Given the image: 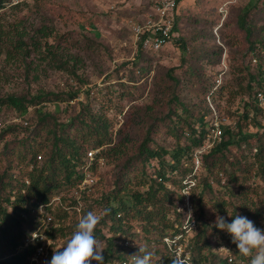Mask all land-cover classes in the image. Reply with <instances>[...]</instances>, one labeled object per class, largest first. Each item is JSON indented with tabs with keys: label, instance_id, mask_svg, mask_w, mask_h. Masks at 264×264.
Returning a JSON list of instances; mask_svg holds the SVG:
<instances>
[{
	"label": "trees",
	"instance_id": "obj_1",
	"mask_svg": "<svg viewBox=\"0 0 264 264\" xmlns=\"http://www.w3.org/2000/svg\"><path fill=\"white\" fill-rule=\"evenodd\" d=\"M147 2L152 6L151 0ZM13 4L14 0H0V14L17 7ZM237 25L249 43V65L237 67L243 76L237 78L234 97H251L250 106L259 115L264 110L258 97L264 96V2L252 11L239 13ZM179 32L175 15L172 42L182 47L185 57L187 48ZM3 33L0 27V60L3 56L19 58L28 75L37 73L40 64L47 65L70 75L76 86L69 80L65 92L38 89L0 97V106L23 117L22 123L0 130V162L5 165L0 169V264H31L40 246L31 241L36 232H45L56 242L49 262L53 251L61 249L60 242L66 245L83 215L105 209L108 214L94 233L103 241L105 264H131L129 256L137 254L139 247L152 252L151 264H172L171 260L177 259L176 248H169L165 239L185 234L184 216L177 207L184 200L183 181L194 170V154L206 140L208 124L204 117L211 113L208 98L216 100L226 91L225 84L217 83L218 74L213 84L203 87V97L193 99L185 92L191 81L185 84L178 68L158 66L151 92L143 100L148 83L140 82L153 71L154 57L164 49L153 52L139 42L136 59L121 66H132L129 79L134 85L111 83L107 88L96 87L93 93V89L83 90L88 83L78 71L85 61L72 52V47L87 49L88 45L95 46V41L85 38L83 47L79 40L66 39L45 24L32 34L27 28H18L15 37L7 40ZM212 54L208 52L200 61L214 69L221 64L223 51ZM145 61L147 66L141 67ZM182 61L184 67L187 61ZM203 67L194 70L196 79L204 75ZM38 79L35 74L33 81ZM112 79L108 77L109 82ZM97 93L98 102L92 99ZM81 97L84 101L79 102ZM126 102L129 110L124 113ZM61 103L75 107L76 113L67 122L47 108ZM122 115L123 124L117 129ZM244 118L251 120L248 113ZM257 136L261 137L246 132L242 122L234 129L224 126L221 143L203 155L201 171L205 174L196 176L197 186L192 193L197 232L188 249L191 264H250V258L239 254L231 236L219 230L215 222L219 215L231 223L238 214L264 231V141L257 147L249 146ZM9 137L13 139L7 140ZM93 150H99L97 159L104 158L105 164L113 166L112 184L101 180L78 192L88 153ZM91 171L97 173V162ZM54 198L60 199L57 205L52 204ZM40 206L53 217L49 227L42 221ZM121 240L128 241V246L120 244ZM221 247L231 251L232 261L218 252Z\"/></svg>",
	"mask_w": 264,
	"mask_h": 264
},
{
	"label": "rangeland",
	"instance_id": "obj_2",
	"mask_svg": "<svg viewBox=\"0 0 264 264\" xmlns=\"http://www.w3.org/2000/svg\"><path fill=\"white\" fill-rule=\"evenodd\" d=\"M263 2L264 0H234L232 4L225 6L218 0L183 1L175 15L179 21V39L185 40L187 48L185 57L182 47L174 44L175 42L154 57L153 71L140 82V84L146 81L148 83L143 100H146L151 92L152 80L158 66L178 68V73L184 78L185 84L191 81L188 89L185 86V92L192 95L193 99L202 98L203 87L213 84L214 76L218 74L217 79L221 81L220 85L225 84L226 91L222 97L220 96L221 98L216 100L208 98L211 113L205 117L209 122L215 120V110L219 119L226 118L233 126L242 122L246 132L261 135V137L257 136L250 140L249 146L257 147L260 141H264V110L263 113L257 115L254 108L250 106L253 103L251 97L247 95L234 97L239 84L237 78L243 76L237 67L249 65V53L246 54L249 43L245 32L237 25V17L239 13L252 11L256 5H262ZM15 4L17 7L3 10L0 14V27L5 33H3L4 40H7L9 36L15 37L18 28L19 30L27 28L32 34L33 30L41 24L54 28L66 39L73 38L76 43L79 40L83 47L86 46L85 38L91 39L97 43L92 47L88 45L91 50L82 49L76 45L72 47V52L81 56L85 61L78 71L79 76L86 79L88 83L83 90L93 89V93H96V87L107 88L108 85H112L111 83L119 82L134 85V82L129 79L133 71L132 66L124 69L121 66L136 59L138 46L133 26L143 24L149 18L151 5L147 0H14L13 5ZM220 50L223 51L222 61L214 69L200 61L208 52L213 55L212 52ZM182 58L187 61L184 67H181ZM36 64L38 65L39 61H36ZM23 66L19 58L2 57L0 60V97L26 94L38 89L65 92L68 90L69 80L70 85L76 86L70 79V75L53 71L47 65L40 64L37 73L32 71L30 75ZM146 66V61L141 63V67ZM201 66H205L202 69L204 75L196 79L193 72L198 71ZM35 74L39 79L34 82ZM109 76H113L112 82L108 81ZM186 76H192L193 79L187 80ZM246 84L247 82L242 86ZM92 99L98 102V93L93 95ZM78 101H84V98L81 97ZM260 106L264 107V104ZM47 108L63 122H67L76 113L74 106L68 107L65 103L51 104ZM95 108L98 109L99 106ZM127 110H129V105L124 113ZM246 113L249 114L251 120L247 121L244 118ZM253 118L255 121H252ZM118 119L121 120L117 129L121 128L124 115ZM0 121L7 127L22 123L23 117L14 110L5 108L0 113ZM9 139L13 137L7 140ZM159 140L163 142L162 138ZM2 147L3 144H0V150ZM250 147L246 146L245 150L249 152ZM2 162H0V169L5 167ZM112 170V165L105 164L101 168L98 167L97 173L94 174L98 182L104 180V183L112 184ZM198 174L202 177L205 173L200 170ZM106 189L109 190L108 187ZM172 216L173 214L170 217L173 218ZM62 243L60 242L59 248L63 247Z\"/></svg>",
	"mask_w": 264,
	"mask_h": 264
},
{
	"label": "built area",
	"instance_id": "obj_3",
	"mask_svg": "<svg viewBox=\"0 0 264 264\" xmlns=\"http://www.w3.org/2000/svg\"><path fill=\"white\" fill-rule=\"evenodd\" d=\"M151 14L149 18L143 24H134L133 32L136 36V43L142 42L143 47L147 50L158 52L167 47L172 43L173 29L175 25V13L179 7V3L183 0H151ZM223 2V5L232 4L234 0H218ZM218 84L221 83L220 80L217 81ZM261 105L264 104V96L262 94L258 95ZM4 107L0 106V113H2ZM217 112L214 110L215 120L209 122L207 117H204V121L208 124V132L206 134V140L203 146L198 149L194 154V170L190 176H188L184 181V188L182 190L183 203L179 204L177 207V212L184 216V222L182 229L185 234L175 236L174 238H166V245L175 249V255L177 259L186 261V264H191V254L189 245L191 239L197 232V220L194 216V207L192 204V193L197 186L196 176L199 175L198 172L202 168V157L203 155L211 150L216 144L221 143L223 136V127L228 126L234 129L231 123L228 122L226 118L219 119ZM17 123V122H15ZM4 124L0 121V130L4 128ZM99 154V150H93L88 153L87 162L84 166V177L82 183L78 187V192L85 191L87 188L92 187L98 182V178L95 177L91 167L97 165L99 168L105 166L104 158H96ZM80 197V196H79ZM78 197V199H79ZM59 198H54L52 200L53 205L59 203ZM80 212V209H77ZM39 212L41 213L42 221L45 227H49L53 222V217L50 213L45 211L44 206L39 207ZM191 213V216H189ZM31 241L39 242L40 246L36 249V252L31 260V264H47L48 256L50 255L51 249L56 245V242L49 238L45 232H36L32 235ZM120 244L128 246L129 242L119 241ZM218 252L225 257H229L232 261L231 251L226 247H221Z\"/></svg>",
	"mask_w": 264,
	"mask_h": 264
},
{
	"label": "clouds",
	"instance_id": "obj_4",
	"mask_svg": "<svg viewBox=\"0 0 264 264\" xmlns=\"http://www.w3.org/2000/svg\"><path fill=\"white\" fill-rule=\"evenodd\" d=\"M108 214V210L97 214L89 211L83 215L66 245L53 251L51 260L47 264H105L103 241L94 235L101 219ZM191 216V213H189ZM215 226L227 232L232 243L236 245L241 256L250 258V264H264V231L254 226L247 217L236 214L231 223L223 216H217ZM152 252L145 247H139L137 254L130 257L131 264H151ZM172 264H186L181 259L171 260Z\"/></svg>",
	"mask_w": 264,
	"mask_h": 264
}]
</instances>
